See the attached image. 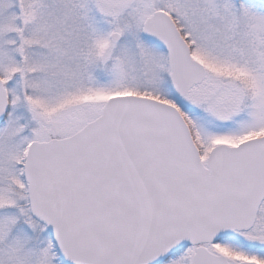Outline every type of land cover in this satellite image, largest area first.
I'll return each mask as SVG.
<instances>
[{
	"label": "snow or ice",
	"instance_id": "1",
	"mask_svg": "<svg viewBox=\"0 0 264 264\" xmlns=\"http://www.w3.org/2000/svg\"><path fill=\"white\" fill-rule=\"evenodd\" d=\"M0 264H264V0H0Z\"/></svg>",
	"mask_w": 264,
	"mask_h": 264
}]
</instances>
